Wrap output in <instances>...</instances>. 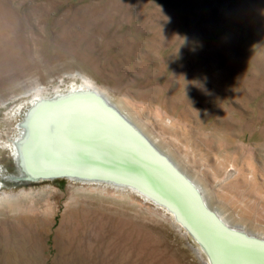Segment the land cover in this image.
I'll return each mask as SVG.
<instances>
[{"label":"rangeland","instance_id":"obj_1","mask_svg":"<svg viewBox=\"0 0 264 264\" xmlns=\"http://www.w3.org/2000/svg\"><path fill=\"white\" fill-rule=\"evenodd\" d=\"M81 74L264 236V0H0V264H210L132 189L15 177L33 95Z\"/></svg>","mask_w":264,"mask_h":264},{"label":"bare ground","instance_id":"obj_2","mask_svg":"<svg viewBox=\"0 0 264 264\" xmlns=\"http://www.w3.org/2000/svg\"><path fill=\"white\" fill-rule=\"evenodd\" d=\"M100 87L96 81L81 74L79 86L71 88L93 89L101 92L120 108L121 102L114 100L107 93L108 91ZM33 96L35 97L31 99V105H37L40 99L45 98L38 92ZM121 110L133 125L195 184L207 207L214 209L226 225L247 233L250 231L249 233L264 238L263 235L252 231L253 229L250 230L242 223L233 220L223 207L214 205L200 179L195 178L178 159L176 160L172 154L166 152L144 130L146 127L139 125L136 115L128 114L126 109ZM28 117V128H21L9 147L17 164L22 167L24 175L28 176L26 172L42 174L65 170L133 183L172 207L208 244L216 264H264V246L248 241L217 224L201 208L188 183L163 159L148 149L99 101L87 95H75L56 103L35 106ZM19 141H21L20 146L17 144ZM115 187L116 189L126 188ZM2 197L4 198L3 195Z\"/></svg>","mask_w":264,"mask_h":264},{"label":"water","instance_id":"obj_3","mask_svg":"<svg viewBox=\"0 0 264 264\" xmlns=\"http://www.w3.org/2000/svg\"><path fill=\"white\" fill-rule=\"evenodd\" d=\"M75 95H87L101 103V105L107 109L111 114H113L122 124H124L129 130H131L138 139H140L143 144L153 151L158 157L163 159L165 163L173 170L175 171L188 185L191 187L193 192L195 193L198 202L201 206V208L210 216L212 219L219 224L223 229L234 233L238 236H241L242 238L252 241L253 243H256L258 245L264 246V238L261 236H258L256 234L252 233H247L244 230L241 229H236L233 227H230L226 225L222 219L218 216L217 212L214 209H210L207 207V205L204 202V199L202 197V194L200 193L199 189L195 186V184L182 172L180 171L172 162V160L163 152L159 151L155 145L149 140L147 136H145L142 131H140L137 127L133 125L131 120L126 116V114L114 103H112L103 93L95 91L93 89H69L68 91L64 93H58L53 95L52 97H45L40 99L36 104L37 105H30L27 110L25 111L23 118L21 121L18 122V127L27 129V120L29 119L28 116H30V112L35 108V106L41 105V104H52L56 103L57 101L63 100L64 98L67 97H72ZM19 141L17 144L20 146ZM24 168V166H23ZM20 170V168H19ZM28 176H15L18 179H25V180H32V181H38L41 179H54V178H68L72 180H77V181H83V182H99V183H105V184H111L114 186H120V187H126L130 188L137 193L141 194L142 196L147 197L149 200L155 202L158 205H161L165 207L167 210H169L175 217L176 221L191 235V237L194 239V241L199 245V247L204 251L206 254L209 263L210 264H216L211 252L209 250L208 244L204 242L202 238L199 237V235L192 229V227L186 223L179 215L178 213L170 207L168 204H166L164 201L159 200L156 198L154 195L149 194L144 188H141L133 183H128V182H122L118 181L106 176H95V175H86V174H81L77 172H71V171H65V170H59V171H51L49 173H42V174H30L26 172ZM23 174V173H22ZM21 175V174H20ZM1 184L2 181L0 180Z\"/></svg>","mask_w":264,"mask_h":264}]
</instances>
